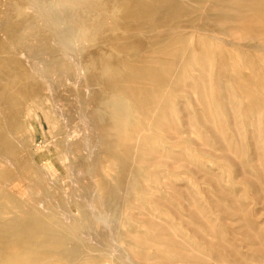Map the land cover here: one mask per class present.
Listing matches in <instances>:
<instances>
[{
  "label": "bare ground",
  "instance_id": "obj_1",
  "mask_svg": "<svg viewBox=\"0 0 264 264\" xmlns=\"http://www.w3.org/2000/svg\"><path fill=\"white\" fill-rule=\"evenodd\" d=\"M42 3L0 0V264H209L211 256L264 264V227L255 219L262 210H250L264 200V0ZM71 54L83 59L81 85L91 93L75 94L99 150L92 162L83 143L56 146L75 154L70 168L83 172L85 198L94 194L96 205L125 215L130 230L111 239L99 233L96 205L76 200L79 215L62 216L67 211L50 202L53 192L20 143L33 107L56 120V102L65 110L73 103L58 94L61 81L77 75ZM180 99L189 101L186 112ZM166 173L191 188L166 185ZM199 176L211 193L197 187ZM165 186L171 198L159 191ZM151 214L177 217L180 226L173 231ZM232 225L235 238L226 236ZM115 240L126 249L116 261L99 252Z\"/></svg>",
  "mask_w": 264,
  "mask_h": 264
},
{
  "label": "rangeland",
  "instance_id": "obj_2",
  "mask_svg": "<svg viewBox=\"0 0 264 264\" xmlns=\"http://www.w3.org/2000/svg\"><path fill=\"white\" fill-rule=\"evenodd\" d=\"M48 4H49V0H43V3H42V5H45L46 7L48 6ZM59 6V8H61L63 11H64V8H63V5L62 4H59L58 5ZM41 9V8H40ZM41 12H42V9L40 10ZM68 21H70L69 19H68ZM70 22H68V24H69ZM71 24V23H70ZM69 24V25H70ZM72 25V24H71ZM207 29H205V31H208V30H212L213 28L212 27H206ZM56 29L57 30H60L59 29V26L58 25H56ZM76 43V42H75ZM77 56H79V57H77ZM22 57H24V56H22ZM72 59V63L74 62V65L77 67H75L76 69H77V71L76 70H74L75 72L73 73V74H77L76 76H74V75H72L71 77L69 76V77H66V79L67 78H72L73 80H66V79H64V80H66V81H61V83H60V86H58L59 87V90H60V92H58V94H59V96L61 97V98H63V95L65 96V94L68 96V97H71L72 98V100L71 101H73V103L71 102V103H69L70 105H69V108L68 107H66L67 108V110H65L64 109V107H63V105H61L62 103H63V101H59V102H62V103H59V102H56V105L54 106V111H55V114L53 113L54 111H52V115H55V117H56V120H55V118L54 117H52L50 114L49 115H47V114H45L44 112H43V110L42 109H40V108H36V107H33L32 109H31V111L30 112H28V113H26V115L24 116V125H25V128H24V131H23V133H22V136L24 137H19V138H21L20 139V143H22V146H24V147H26L27 149H28V151H29V153L31 154V158L33 159V162H35V164H36V167H37V169L39 170V172L43 175V177H44V179L46 180V184H48V185H46V186H49V187H47L50 191H52L53 192V194H56V195H53L52 194V199H55V197H57L58 196V194H59V196L60 197H62V200H64V203H63V201H62V203H60V202H57L58 200H61V198L58 196V199L56 200H52L51 198H49V199H51L50 200V202L52 203V201L53 202H55V203H52V204H55L56 205V207L58 206H60L59 208H61L60 209V212L62 213V212H64V211H67V212H64V213H62V216H64V218H68L69 217V214L70 215H72V216H77V215H79L78 213V209H77V207L75 206V201L76 200H80L81 199V201L83 200L85 203H88V205H89V207L91 206V204L93 205V207L96 205V203L98 202L97 201V196H95L94 194H92V196H89V198H88V196H86V198H85V194H84V191H83V189H82V187L80 186L81 184H82V175H83V172L81 171V170H79V169H77V170H72L70 167H72L73 166V164H75L76 163V161H74L75 159H72L73 157V155L75 156V154L74 153H70L71 151H69V150H67V151H69V152H63V153H59L58 151H59V149H58V146H56L57 145V142H58V140L59 139H61L62 141L64 140V141H66L67 142V139H68V144H74V142H76L77 141V143L76 144H78V143H83V147L81 148L82 149V151L84 152V154L87 156V153H88V157H89V155H90V158H91V160H92V162H93V159H94V157H95V155L98 153V150H99V146H98V144H99V142H98V140L97 139H95V136H94V131H93V129L91 128V126H90V124L88 123V121L86 120V118L83 116V113H82V110H80V107L78 106V103H77V99H76V95L78 94V93H81V92H83V93H86V95L88 94V96L90 95V93H91V90L89 89V88H87V87H84L83 85H81V79H83V76H85V69H83L84 67H83V65H82V63H83V59H82V57H80V55H77V54H71V56H70ZM76 58V59H75ZM79 58V59H78ZM80 59H81V61L82 62H80ZM28 62L26 61V64H27ZM77 64H80V65H77ZM27 65H29V64H27ZM82 65V66H81ZM81 66V67H80ZM82 68V69H81ZM40 69H41V67H40ZM80 70V71H79ZM84 70V71H83ZM79 73V74H78ZM84 74V75H83ZM81 75V76H80ZM43 76V75H42ZM42 76L40 77V79L42 78ZM47 75H45V77L43 76V80L45 79V80H47V77H46ZM73 77H75V79L73 78ZM81 77V78H80ZM53 78V77H52ZM77 78H78V80H77ZM54 79H55V76H54ZM74 80H76V82L74 81ZM70 81V82H69ZM71 81H74V82H71ZM67 83V84H66ZM70 83V84H69ZM74 84H76V86L77 87H79L77 90L76 89H74V88H76V86L74 87ZM62 85V86H61ZM68 86V87H67ZM74 87V88H73ZM86 91H85V90ZM67 90V91H66ZM78 91V93L77 94H75L76 92ZM62 92H63V94H62ZM66 92V93H65ZM57 93V92H56ZM56 93H54L53 95V97L55 98V99H61L59 96H57V94ZM69 93V94H68ZM52 97V98H53ZM59 97V98H58ZM53 98V99H54ZM75 98V99H74ZM91 100V99H90ZM189 101H187V100H184V99H180V101L178 102V107H179V109H182L181 111H184L185 110V112H186V110H188V108H189V103H188ZM57 104H59V105H57ZM73 104V105H72ZM77 104V105H76ZM181 105V106H180ZM61 108V109H60ZM63 108V109H62ZM79 108V109H78ZM62 110V111H61ZM36 111V112H35ZM190 111V110H189ZM44 114H43V113ZM69 112V113H68ZM188 112V111H187ZM45 115H47V116H45ZM66 115V116H65ZM71 115V116H70ZM48 116H51V117H48ZM257 116V115H256ZM45 117V118H44ZM46 117H48V120H47V118ZM68 117V118H67ZM183 117H185V116H183ZM257 117H259V116H257ZM53 118V120H50V119H52ZM75 118V119H74ZM62 120H63V122H62ZM70 120H72V121H70ZM56 121V122H55ZM60 122V123H59ZM58 124V125H57ZM65 126V127H64ZM60 128V129H59ZM62 128H63V130H64V132L66 131V134H64V132H63V130H62ZM67 128V129H66ZM68 130V131H67ZM61 131V132H60ZM86 131V132H85ZM58 132H60V133H58ZM61 133H63V134H61ZM60 135H62V136H60ZM67 135V136H66ZM194 135V136H193ZM193 135H190V138L192 139V140H194V141H198L197 139H198V136L200 137V135L199 134H197L198 136H196V134H193ZM60 136V137H59ZM66 137V138H65ZM23 138V139H22ZM196 140H195V139ZM71 139V141H69ZM72 139L74 140V141H72ZM60 141V140H59ZM213 143V142H212ZM212 143H211V145H212ZM214 145H215V143H213ZM214 145H213V147H214ZM248 147V146H247ZM84 148V149H83ZM61 152V151H60ZM87 152V153H86ZM67 153H68V155H67ZM72 154V155H71ZM33 155V156H32ZM76 160H77V158H76ZM91 160L89 161V163H88V166L90 167L91 166ZM69 161V162H68ZM73 161V162H72ZM5 165H7V167L9 166L10 167V165L8 164V162L7 163H3L2 164V166H5ZM212 166H213V164H211ZM210 164H208V167H210L211 169H213V171H215V170H217V168H215V167H212ZM66 166V167H65ZM70 168V170H68ZM178 171H182L181 170V168L180 169H178L177 170V173H179ZM248 171H252L251 169H248ZM74 172V173H73ZM219 172V171H218ZM217 172V173H218ZM70 173H72V175H70ZM164 177H169L168 179H166V178H164ZM173 179H172V178ZM200 177V180L198 179V181H202V182H197L198 184L197 185H199L200 183L202 184V185H200V186H197L199 189H202L203 191H205V192H207V193H211L210 192V190H212V187H211V189L209 190V187L211 186V184H208V183H206V181L205 180H203L202 178H201V176H199ZM74 178V179H73ZM162 179H163V181H164V183L166 184V185H169V184H171V183H173V182H175V184H177V185H180L181 187H185V185H187V187L189 186L190 187V185L189 184H187L188 183V181L187 180H184L183 178L181 179V178H178V177H176L175 178V176L173 177V176H170V175H167V173L166 174H163V176L161 177ZM80 179V180H79ZM168 181H170V183H168ZM177 181V182H176ZM181 181V182H180ZM204 181V182H203ZM180 183V184H179ZM186 183V184H185ZM207 184V185H204V184ZM222 183H227V185H224V187H226L227 189L228 188H232V185L234 184H232L231 182H222ZM75 184V185H74ZM183 185V186H182ZM208 185H209V187H208ZM231 187H230V186ZM238 184H235V187H234V185H233V188H238V186H237ZM205 188H204V187ZM166 187L167 186H165V188L164 189H159V191H161V192H166L167 190H166ZM240 187V186H239ZM55 188V191L57 192H55L53 189ZM191 188V187H190ZM75 190H77V191H75ZM81 192H80V191ZM155 190V189H154ZM208 190V191H207ZM79 191V192H78ZM169 196H166V197H168V198H171V196H173V194L170 196V192L168 191V192H166ZM165 194V193H164ZM167 194H165V195H167ZM76 195V196H75ZM94 195V196H93ZM53 196H55V197H53ZM66 196V197H65ZM82 196V197H81ZM174 196H176V200L178 201V196L176 195V194H174ZM80 197V198H79ZM72 198V199H71ZM93 198V199H92ZM96 198V199H95ZM85 199H86V201H85ZM89 200V201H88ZM95 200H96V202H95ZM91 202H93V203H91ZM248 203H250V201L248 200L247 201ZM254 202V203H253ZM252 203H251V207H253V208H251L250 210L251 211H253V210H255V212H258L259 210H262L263 211V213H262V211H259L258 212V214H256L257 215V217L255 218L257 221H259V219H260V221H259V223L260 224H262V226L264 227V206H262V205H264V200H262V201H260V200H258L257 202L254 200ZM260 202H262V203H260ZM90 203V204H89ZM139 203V202H138ZM255 203H256V205H255ZM43 204H44V207H43ZM259 204V205H258ZM260 204H261V206H260ZM54 205V206H55ZM64 205V206H63ZM40 206H41V210H47V208H46V206H45V203L44 202H41L40 203ZM96 206H98V207H96V210L99 208V211L98 212H100L101 213V215H102V217L103 218H101V219H103V220H100V224H101V227L99 226L98 228H99V233L101 234V235H103V236H107V239H111V237H113V238H115L116 236H117V234H118V232L120 231L121 233H125V231H127L128 232V230H130V228L126 225L127 223H126V218H125V215L123 214V213H120V214H116V215H113L112 213H110V212H108V210H107V206L105 205V204H103L102 203V201H100V204L98 205H96ZM101 207V209H100V207ZM103 206V207H102ZM259 207V209H258V207ZM66 208V209H63V208ZM92 207V206H91ZM92 207V208H93ZM261 207V208H260ZM68 209V210H67ZM258 209V210H257ZM135 210V211H134ZM133 211H134V213L136 212V213H138V211H139V209H134ZM68 212H70V213H68ZM78 212V213H77ZM67 213V214H66ZM261 213V214H260ZM76 214V215H75ZM154 215V216H153ZM123 216V217H122ZM156 216V218H154ZM259 216H260V218H259ZM262 216V217H261ZM158 217H160L159 219H161V220H159V219H157ZM150 218H153L154 220H156L158 223H160L161 225H166L167 226V228H169V229H172L173 231H175L176 229L175 228H177V226L179 227L180 225L179 224H177L178 223V219H177V217H173L174 219H170V220H168V218L166 217V216H159V215H156V214H151L150 215ZM185 219H184V221H183V223H185V222H187L189 219H187V218H189V216L186 218V217H184ZM263 218V219H262ZM163 219V220H162ZM164 219L166 220V221H164ZM229 219V222H230V224H232L233 223V221H234V217H231V219H230V217H227V220ZM262 219V220H261ZM159 220V221H158ZM168 220V221H167ZM175 220V224H174V221ZM231 220H233V221H231ZM236 220V219H235ZM164 221V222H163ZM126 223V224H124V223ZM167 222L169 223L170 222V224H167ZM172 222V223H171ZM262 222V223H261ZM182 223V222H181ZM219 223V222H218ZM100 224H98V225H100ZM174 224V225H173ZM103 225V226H102ZM170 227H169V226ZM174 227H173V226ZM108 226V227H107ZM120 226L122 227V228H120ZM174 229H173V228ZM230 227H231V225H230ZM232 227H234V229H232V228H229L228 227V231H229V233H226V236H228V237H231V238H235L233 235H237L238 234V232L237 231H235V225H232ZM124 228V229H123ZM103 229V230H102ZM113 229V230H112ZM231 229V230H230ZM122 230L124 231V232H122ZM234 232H233V231ZM233 232V234H231L232 232ZM235 233V234H234ZM94 236L93 235H90V236H88V235H85V238H86V240L89 242V244H93L94 242H95V240H97L95 243H99V239H96L97 237L95 236V238H93ZM180 237H178V235H176V238L175 239H177V242H179V241H181L180 239H179ZM118 241V240H117ZM116 240L114 241V242H112V243H114V244H112L111 246L112 247H110L109 248V251H108V248H106V247H104L103 246V244L101 245H99L101 248H99L100 250H99V252L101 251V252H107L108 253V255H109V259H112V260H114L115 259V257H116V255L117 256H119V255H121V254H123L122 252L124 251V246L125 245H123L122 244V242L121 241H119V242H117ZM94 243V244H95ZM122 244V245H121ZM237 244V245H236ZM235 244V246L237 247V249L239 250V252L240 251H242V253H243V251L244 252H246V251H248L249 252V250H247L248 248L245 246V245H243V246H241L243 249H245L246 248V250H243L241 247H240V245L241 244H239V243H236ZM121 245V246H120ZM239 245V246H238ZM123 246V247H122ZM245 246V247H244ZM238 247H240V248H238ZM106 250V251H105ZM120 250H121V252H120ZM192 250V254L194 253L193 251H195V253H197L196 255H198V253L200 252V251H196V250H194V249H191ZM125 251H126V249H125ZM98 252V251H97ZM205 252H207V251H205ZM106 253V254H107ZM119 253V254H118ZM195 253H194V255H195ZM203 252L201 251V255L199 254L198 256H204V257H206V255H204V253L202 254ZM250 253V252H249ZM244 254H246V253H244ZM243 254V255H244ZM247 255H249L248 253H247ZM202 256V257H203ZM111 257V258H110ZM207 258V260H208V262H209V264H227V260H220L219 258L217 259L216 257H212L211 256V258H208V257H206ZM216 260H214V259ZM117 259V258H116ZM116 259L114 260V261H116ZM134 260L136 259V258H133ZM130 260L129 259V263H137L138 261H139V259H137V260ZM140 260H144V259H140ZM218 260H220V261H218ZM248 260V259H247ZM131 261V262H130ZM142 261H139V263L140 262H142ZM147 261V262H146ZM221 261H223V262H221ZM226 261V262H225ZM144 262V263H143ZM141 264H153L154 262L153 261H150V260H145V261H143ZM150 262V263H149ZM153 262V263H152ZM213 262V263H212ZM217 262V263H216ZM232 262V261H231ZM229 260H228V264H230L231 263ZM139 263H137V264H139ZM231 264H237V263H231ZM241 264H244V263H241Z\"/></svg>",
  "mask_w": 264,
  "mask_h": 264
}]
</instances>
